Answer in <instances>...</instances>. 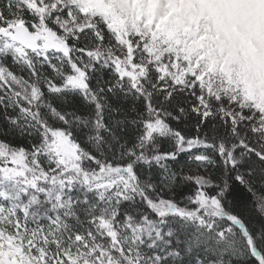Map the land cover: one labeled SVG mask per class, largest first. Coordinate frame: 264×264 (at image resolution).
Instances as JSON below:
<instances>
[{
  "label": "snow or ice",
  "instance_id": "1",
  "mask_svg": "<svg viewBox=\"0 0 264 264\" xmlns=\"http://www.w3.org/2000/svg\"><path fill=\"white\" fill-rule=\"evenodd\" d=\"M0 264H264V0H0Z\"/></svg>",
  "mask_w": 264,
  "mask_h": 264
}]
</instances>
